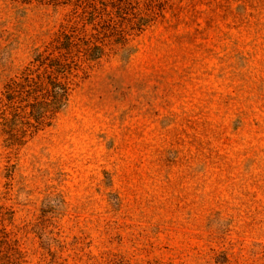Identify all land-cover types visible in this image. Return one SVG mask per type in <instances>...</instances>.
Segmentation results:
<instances>
[{
    "label": "rangeland",
    "instance_id": "1",
    "mask_svg": "<svg viewBox=\"0 0 264 264\" xmlns=\"http://www.w3.org/2000/svg\"><path fill=\"white\" fill-rule=\"evenodd\" d=\"M127 6L51 127L11 148L0 110V264H264V0ZM76 19L0 0V100Z\"/></svg>",
    "mask_w": 264,
    "mask_h": 264
},
{
    "label": "trees",
    "instance_id": "2",
    "mask_svg": "<svg viewBox=\"0 0 264 264\" xmlns=\"http://www.w3.org/2000/svg\"><path fill=\"white\" fill-rule=\"evenodd\" d=\"M53 5H70L80 18L63 26L55 37L38 49L18 75L2 90L0 110L6 145L22 147L39 132L51 127L68 106L81 72L107 54L108 40L123 42L125 32L117 26L127 19V0H21ZM131 1V0H129ZM98 3L105 6L100 11ZM110 3L113 10H108ZM129 3V2H128ZM135 15V12H131ZM147 18L138 17L133 28L142 30ZM82 22V24H80ZM93 31L89 33L88 26ZM11 213V212H10ZM0 205V221L5 218ZM0 244L12 246L6 228H0Z\"/></svg>",
    "mask_w": 264,
    "mask_h": 264
}]
</instances>
